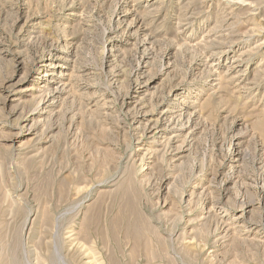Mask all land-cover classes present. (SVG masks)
<instances>
[{
	"label": "rangeland",
	"instance_id": "374dc122",
	"mask_svg": "<svg viewBox=\"0 0 264 264\" xmlns=\"http://www.w3.org/2000/svg\"><path fill=\"white\" fill-rule=\"evenodd\" d=\"M0 264H264V0H0Z\"/></svg>",
	"mask_w": 264,
	"mask_h": 264
},
{
	"label": "bare ground",
	"instance_id": "6f19581e",
	"mask_svg": "<svg viewBox=\"0 0 264 264\" xmlns=\"http://www.w3.org/2000/svg\"><path fill=\"white\" fill-rule=\"evenodd\" d=\"M49 73V72H48ZM51 74H53L52 72L51 73H49V74H45V76H49V75H51ZM256 224V223H255ZM256 232H259V231H256Z\"/></svg>",
	"mask_w": 264,
	"mask_h": 264
}]
</instances>
